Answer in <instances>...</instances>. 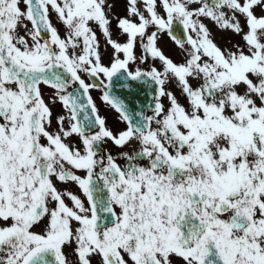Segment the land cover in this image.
Instances as JSON below:
<instances>
[{
    "label": "snow or ice",
    "instance_id": "6c2138e0",
    "mask_svg": "<svg viewBox=\"0 0 264 264\" xmlns=\"http://www.w3.org/2000/svg\"><path fill=\"white\" fill-rule=\"evenodd\" d=\"M0 264H264V0H0Z\"/></svg>",
    "mask_w": 264,
    "mask_h": 264
}]
</instances>
